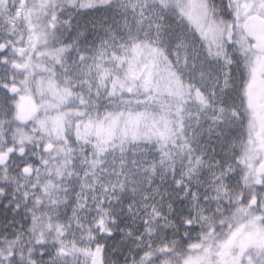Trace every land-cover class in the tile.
Wrapping results in <instances>:
<instances>
[{"label": "snow or ice", "instance_id": "1", "mask_svg": "<svg viewBox=\"0 0 264 264\" xmlns=\"http://www.w3.org/2000/svg\"><path fill=\"white\" fill-rule=\"evenodd\" d=\"M0 264H264V0H0Z\"/></svg>", "mask_w": 264, "mask_h": 264}]
</instances>
